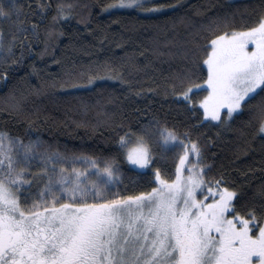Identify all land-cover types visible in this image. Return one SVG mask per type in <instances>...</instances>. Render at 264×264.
I'll return each mask as SVG.
<instances>
[{
  "label": "snow or ice",
  "instance_id": "obj_1",
  "mask_svg": "<svg viewBox=\"0 0 264 264\" xmlns=\"http://www.w3.org/2000/svg\"><path fill=\"white\" fill-rule=\"evenodd\" d=\"M76 7V0H36L26 12L19 0H0V21L8 22L7 31L0 27V64L22 63L35 52L33 44L44 43L43 55L65 35ZM181 7L182 0H106L101 11L134 10L150 28L159 27L148 22L153 15ZM205 31L171 85L195 119L188 128L154 115L138 127L121 125L108 154L61 151L38 135L25 140L0 129V264H264V202L250 205L235 181L207 175L212 165L203 152L210 138L201 143L196 132L193 139L205 124L231 127L246 108L264 133V0L255 19L226 13ZM9 78L0 70L5 86ZM98 78L69 77L61 87L80 89ZM173 151L170 173L154 166L167 168ZM122 164L151 170L155 186L122 190ZM259 191L264 198V184Z\"/></svg>",
  "mask_w": 264,
  "mask_h": 264
},
{
  "label": "trees",
  "instance_id": "obj_2",
  "mask_svg": "<svg viewBox=\"0 0 264 264\" xmlns=\"http://www.w3.org/2000/svg\"><path fill=\"white\" fill-rule=\"evenodd\" d=\"M19 2L25 4L26 12L27 3L36 5V0ZM105 2L76 0V17L63 25L65 35L43 55L39 53L44 43L33 44L35 52L25 55L22 63L0 64L10 77L6 86L0 81V129L25 140L38 135L61 151L108 154L116 150L121 125L138 127L154 115L167 120L170 127L188 128L195 119L171 92L175 76L189 63L186 51L204 43L205 27L214 18L227 13L237 21L255 19L262 4V0H182L183 7L165 9L149 19L159 27L145 28L141 26L144 14L131 9L103 12ZM89 15L87 24L79 22ZM0 27L7 31L8 22L0 21ZM14 59H19V53ZM88 75L99 78L80 89L61 87L69 77L83 83ZM216 123L193 130V139L196 132L203 134L201 143L210 138L203 152L204 162L212 165L207 175L223 173L246 194L250 205L258 207L264 202L259 191L264 184V133L257 132L255 113L246 108L231 127ZM173 155L174 151L167 154V168L159 162L154 166L170 173ZM33 164L35 171L39 165ZM145 171L122 164L119 187L129 192L149 190L155 185L149 184L151 170Z\"/></svg>",
  "mask_w": 264,
  "mask_h": 264
}]
</instances>
